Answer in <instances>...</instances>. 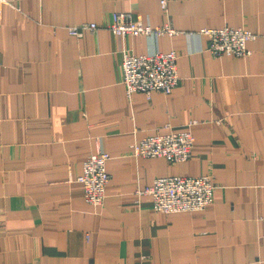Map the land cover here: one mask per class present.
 Instances as JSON below:
<instances>
[{"label":"crops","instance_id":"crops-1","mask_svg":"<svg viewBox=\"0 0 264 264\" xmlns=\"http://www.w3.org/2000/svg\"><path fill=\"white\" fill-rule=\"evenodd\" d=\"M0 3V264H264V0H5ZM115 13L177 34L112 35ZM93 23L77 38L67 29ZM255 36L245 58H212L201 29ZM175 52L168 95L126 96L122 52ZM192 124L184 163L135 159V139ZM109 155L102 208L76 179ZM207 175L201 212H153L137 191Z\"/></svg>","mask_w":264,"mask_h":264},{"label":"built area","instance_id":"built-area-1","mask_svg":"<svg viewBox=\"0 0 264 264\" xmlns=\"http://www.w3.org/2000/svg\"><path fill=\"white\" fill-rule=\"evenodd\" d=\"M0 0V3H5ZM168 0H158L162 12L166 11ZM108 26L109 32L120 38L173 36L177 33L169 26L152 28L141 22L133 21L126 13H115ZM98 26L93 23L80 24L67 29L73 37H81L84 33H93ZM207 40L205 52L212 58L232 56L245 58L250 53L246 48L248 42L255 36L241 28L224 27L221 29H201L196 33ZM177 55L175 52L160 53L154 50L151 54L133 55L122 52L120 62L121 84L126 96L142 94L149 100L151 94L168 95L179 84L176 68ZM192 124L185 126L179 132L168 134L148 135L135 139L131 145L130 155L135 159H164L169 164L184 163L191 157L193 137L190 132ZM109 155L97 153L89 156L81 166V174L76 182L82 186V198L93 213H97L105 200V189L110 176L106 171ZM216 187L212 178L207 175L198 177H169L155 179L144 190L137 191L139 196L147 195L151 198V209L164 215L201 212L212 204ZM262 232L261 240L264 244V215L260 218Z\"/></svg>","mask_w":264,"mask_h":264}]
</instances>
